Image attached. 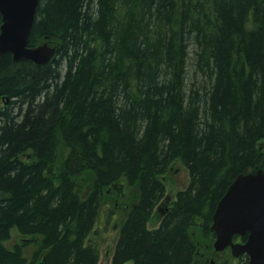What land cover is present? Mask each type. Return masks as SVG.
<instances>
[{
    "label": "trees",
    "instance_id": "obj_1",
    "mask_svg": "<svg viewBox=\"0 0 264 264\" xmlns=\"http://www.w3.org/2000/svg\"><path fill=\"white\" fill-rule=\"evenodd\" d=\"M46 37V65L0 58V264H99L125 187L112 264H195L194 223L212 244L229 186L264 169V0H40ZM176 161L190 183L151 227Z\"/></svg>",
    "mask_w": 264,
    "mask_h": 264
},
{
    "label": "water",
    "instance_id": "obj_2",
    "mask_svg": "<svg viewBox=\"0 0 264 264\" xmlns=\"http://www.w3.org/2000/svg\"><path fill=\"white\" fill-rule=\"evenodd\" d=\"M39 3L40 0H0V58L11 54L15 62L46 65L56 56L57 49L49 43L30 46ZM210 229L216 235V252L230 248L234 257L247 255L249 264H264V169L257 167L236 177L218 203ZM237 237L246 240L236 243ZM210 264L217 263L212 260Z\"/></svg>",
    "mask_w": 264,
    "mask_h": 264
},
{
    "label": "rangeland",
    "instance_id": "obj_3",
    "mask_svg": "<svg viewBox=\"0 0 264 264\" xmlns=\"http://www.w3.org/2000/svg\"><path fill=\"white\" fill-rule=\"evenodd\" d=\"M60 153L61 157L59 162L62 161V156L65 154L63 148H61ZM163 180L166 185L167 194L163 202L155 209L154 215L149 223L151 227H157L160 224L164 217L165 209L172 206L173 202L176 200L177 193L188 187L190 183V176L185 166L181 162L176 161L173 163L169 172L163 176ZM111 191L112 193H109L110 195L107 196L102 206V212L99 217L97 228L89 238V243L97 245L100 248L99 264H112L115 247L120 233V229L118 227L124 221L128 211L124 212L125 215L120 216L116 213L115 209L123 206H127L129 209L132 202H134L138 196V192L135 188H124V191L126 192V200L118 197L115 191ZM198 223L199 220L194 223L191 230L194 239L200 247L195 264H205L207 259L208 264H210L212 260L216 263L222 264V261L226 259V253H224L225 251L220 253L215 251V242L213 241L211 244L208 239H205L202 229ZM238 242H240V240ZM235 259L236 258H234V261Z\"/></svg>",
    "mask_w": 264,
    "mask_h": 264
},
{
    "label": "flooded vegetation",
    "instance_id": "obj_4",
    "mask_svg": "<svg viewBox=\"0 0 264 264\" xmlns=\"http://www.w3.org/2000/svg\"><path fill=\"white\" fill-rule=\"evenodd\" d=\"M170 209H172V206L169 208V207H167L166 209H165V212H164V217H165V215L170 211ZM199 226L200 227H202L203 225H204V222H202L200 219H199ZM202 229V228H201ZM240 240V242H243V240L242 239H239V238H237V240L236 241H239ZM241 258V257H240ZM240 258H236L235 260H239ZM220 264V263H219Z\"/></svg>",
    "mask_w": 264,
    "mask_h": 264
},
{
    "label": "bare ground",
    "instance_id": "obj_5",
    "mask_svg": "<svg viewBox=\"0 0 264 264\" xmlns=\"http://www.w3.org/2000/svg\"><path fill=\"white\" fill-rule=\"evenodd\" d=\"M14 60V59H13ZM15 62V61H14Z\"/></svg>",
    "mask_w": 264,
    "mask_h": 264
}]
</instances>
